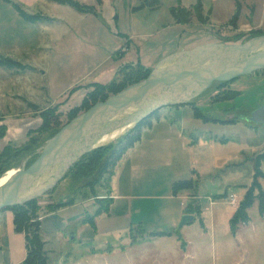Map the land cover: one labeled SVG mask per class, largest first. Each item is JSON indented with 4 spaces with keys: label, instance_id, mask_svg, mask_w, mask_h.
Wrapping results in <instances>:
<instances>
[{
    "label": "rangeland",
    "instance_id": "obj_1",
    "mask_svg": "<svg viewBox=\"0 0 264 264\" xmlns=\"http://www.w3.org/2000/svg\"><path fill=\"white\" fill-rule=\"evenodd\" d=\"M73 1L91 12L81 13L54 0H0V119L16 121L32 112L40 117L32 105L41 111L57 107L58 113L76 107L90 85L109 83L129 64L152 70L176 52L210 43L240 44L258 32L264 35V0ZM234 15L237 19L231 23ZM230 92L235 94L232 99ZM262 105L264 71L239 77L224 88L215 83L192 105L159 110L151 119L154 127L161 123L153 138L170 137L177 157L171 171L161 170L154 177L156 188L135 191L154 197L134 202L140 207L133 206L131 214L142 209L141 220L131 218L133 230L123 231L121 216L131 201H118L124 206L104 224L96 219L93 226L80 216H92L95 206L71 208L48 221L40 233L45 264H264V217L258 201L247 211L249 222L234 236L229 225L255 179V159L264 152V125L249 121ZM193 108L210 120L196 118ZM60 114L63 127L66 113ZM38 129L31 134L35 144L30 151L14 153L17 147L12 148L10 161L1 165L4 174L31 165L37 150L57 133L52 135L54 127ZM143 130L139 149L147 152L151 135ZM180 132L185 141L177 137ZM260 171L264 174V160ZM71 179L67 176L38 203L65 200ZM107 179L106 175L96 187L97 199L110 193ZM178 181H191V188L171 200V184ZM258 182L264 191V178ZM113 187L117 194L115 183ZM190 206L198 207L200 214L179 228ZM175 217L179 220L173 228ZM1 218L2 210L0 264H10L18 245L12 246ZM63 220L70 223L63 225Z\"/></svg>",
    "mask_w": 264,
    "mask_h": 264
},
{
    "label": "water",
    "instance_id": "obj_2",
    "mask_svg": "<svg viewBox=\"0 0 264 264\" xmlns=\"http://www.w3.org/2000/svg\"><path fill=\"white\" fill-rule=\"evenodd\" d=\"M264 70V35L240 44L210 43L161 59L148 76L67 122L37 150L38 158L0 187V211L39 200L82 157L107 146L164 107L186 105L215 83ZM249 121L264 125V105ZM184 215L179 228L191 223Z\"/></svg>",
    "mask_w": 264,
    "mask_h": 264
},
{
    "label": "trees",
    "instance_id": "obj_3",
    "mask_svg": "<svg viewBox=\"0 0 264 264\" xmlns=\"http://www.w3.org/2000/svg\"><path fill=\"white\" fill-rule=\"evenodd\" d=\"M54 1L61 5L70 6L81 13L91 12L89 7L82 6L79 3L74 2L73 0ZM21 14L26 19H32V17L25 15L22 12ZM236 19L237 15H234L231 20V23H234ZM257 34L262 35L260 32H258ZM150 71L151 69L145 68L139 63L129 64L123 66L109 83L90 85V91L84 96L80 105L72 108L66 113L67 122L75 118L80 113L87 111L93 105L105 101L109 96L117 94L126 87L144 80L148 76ZM228 83L229 82L219 83V85L221 88H224L227 86ZM233 94L234 92H230V99L233 98ZM186 105H192V102ZM32 108L34 109V112H38L40 114L42 120V125L41 128L38 129V132L50 130V128L54 127V131L52 133L53 135L61 129L62 123L59 121L58 118L61 114L57 112V107L49 108L42 111L38 110L37 107L33 105ZM193 109L196 118L203 119L205 121L210 120L197 109ZM158 111L154 112L152 115L139 122L135 128L130 130L126 135L122 136L115 142L90 152L89 154L82 157L78 162H76L64 177L65 179L69 175L72 176L70 183L71 191L69 196L64 201L47 205L45 207V210L48 212H53L61 208L71 206L75 203L78 197L82 199H93L95 203H99L100 206L93 214V216H86L83 221L84 224H90L93 226L94 219L97 216L102 213L108 212L112 201L108 197L109 195H105V197L102 199H97L98 196L95 192L96 187H100L101 181L105 178L106 175L108 176L107 182L108 184L110 183V180L114 174V170L117 164L122 159L124 154L140 141L142 130L151 127V119L154 115H156ZM32 133L33 132L29 134L30 139L28 143L24 144L19 148H14V153L30 151L32 145L35 144V140L31 136ZM4 135L5 127L2 126L0 127V140L4 137ZM12 148L13 147L11 146L6 147L0 153V177L5 173V170L1 169V165L10 161L11 158L9 159V153L13 151ZM262 160H264V152L256 157L254 162L255 179L252 185L248 188L243 200L235 211L233 217L229 221L230 231L233 236L237 233L240 225H244L249 222V216L247 211L252 206L254 200L258 201L259 215L261 217H264V191L262 190L261 185L258 182L259 178H264V174L260 171V164ZM191 185V181L176 182L172 186L173 194L175 195L178 192L190 189ZM36 201L37 200L27 203L24 206H14L11 208H5L3 210L11 211L13 213V223L15 232L24 234L26 258L23 264H45V261L43 259V243L40 240V222L38 220L39 206L38 201ZM190 208L191 209L185 213L186 215L193 216V214H200L198 207L194 209L192 208V206H190ZM156 236L164 237L170 236V234H158Z\"/></svg>",
    "mask_w": 264,
    "mask_h": 264
},
{
    "label": "crops",
    "instance_id": "obj_4",
    "mask_svg": "<svg viewBox=\"0 0 264 264\" xmlns=\"http://www.w3.org/2000/svg\"><path fill=\"white\" fill-rule=\"evenodd\" d=\"M87 93L88 91L81 95L79 104L81 103V101L83 100L84 96ZM77 106L79 105H76V107ZM71 109H72L71 107L69 109L67 108L65 111H60V113H67ZM41 123L42 122H41L40 117L35 116L33 112L27 113L23 117H18L16 121H12V120L7 121L4 118H1L0 125L5 127V135L0 140V153L6 147L11 146V147L18 148L19 146L23 145L25 142H27L29 134L37 130L40 127ZM160 124L161 123H159L156 127H158ZM171 126H168V127L171 128ZM153 127L154 126L152 124L150 128L143 130L148 135H151L150 139L147 141V147H146L147 152H144L143 149H139V147H141L139 145H141L145 139L144 136H142L141 134L140 141L136 143L131 149H129L124 154V156L119 161V163L117 164L114 170V174L109 183L110 193L108 194L109 195L108 197L112 200L109 210L107 213H102L99 216H97L94 219V222L97 219V221L100 224H104L107 220H109L114 210L120 209L122 208V206H124V205H121V202L118 204V201H125V202L131 201L128 206L127 204H125L124 208H126V211H124L123 215L121 216L125 221V226L123 227V231L133 230V224L131 223V221H129L131 218H134L133 220L135 219L141 220L143 216L142 209H135L136 211L135 216L131 214L132 207L133 206L135 207L134 202L136 201L138 203L139 201H145L144 199H148L146 201H152L154 197L135 194V191L141 188H143L141 189V191L142 190H153L154 187L156 188L157 185L154 186L152 182L154 177L157 176V174H159L161 170L171 171L173 164H174L173 161L177 157V154H174L173 152V147L169 146L171 142V138L170 137H164V138L158 137L154 139L153 136H155L154 133H155L156 127L154 128ZM177 137L183 141L184 133L180 132ZM184 144L189 146L188 145L189 143L187 144V141ZM184 144L183 143L180 144L181 148L184 146ZM118 165H119V168H118ZM147 177L149 179H147ZM123 180L127 181V185L125 182H123V184L120 183ZM178 182H181V181H178ZM114 183L117 186V190H116L118 192L117 194L114 193V187H113ZM168 183L170 186L171 180H169ZM174 183H172L170 187V194H169L170 197L169 198L171 200L178 199V196L181 194V192H178L175 195L173 194L172 186ZM49 204H54V203L50 202L49 200L41 201L38 203V206H39L38 220L40 222V233H42L43 230L47 227L48 221L54 219L55 217L59 215L65 214L71 208L76 209L80 205H82L84 208L95 206L96 208L93 214L98 209V206H96L95 201L93 199H82L80 197L76 199L73 205L65 207V208H61L53 212H48L45 210V207ZM137 206L138 204L136 205V207ZM181 206H182V203H181ZM183 212L184 211L182 210L181 214H183ZM85 218L86 216L85 217H83L82 215L80 216V220L82 222L84 221ZM1 219L3 220V223L6 227V231H7V234L9 235V240L12 243V246L13 244L18 245V248L16 249L17 252L16 250L15 251L12 250L14 252V255H12L10 264H23L26 258L24 234L15 232L14 223H13L14 217L11 211L2 210ZM178 220H179L178 217H175L173 219L172 221L173 228L177 226ZM62 222H64L63 225H67L70 223V222H67L66 220H63ZM143 223H144L143 220L139 221L140 226H142ZM121 230L122 229H118V232H121ZM145 233L146 231H144L143 234L145 235Z\"/></svg>",
    "mask_w": 264,
    "mask_h": 264
},
{
    "label": "bare ground",
    "instance_id": "obj_5",
    "mask_svg": "<svg viewBox=\"0 0 264 264\" xmlns=\"http://www.w3.org/2000/svg\"><path fill=\"white\" fill-rule=\"evenodd\" d=\"M16 169H11L9 170L6 174H4L1 178H0V187L2 185H4L11 176H13L16 173Z\"/></svg>",
    "mask_w": 264,
    "mask_h": 264
}]
</instances>
